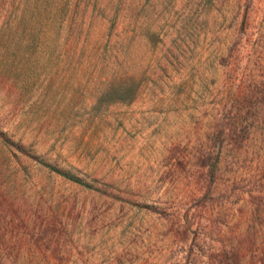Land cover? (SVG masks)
<instances>
[{
    "label": "rangeland",
    "instance_id": "1",
    "mask_svg": "<svg viewBox=\"0 0 264 264\" xmlns=\"http://www.w3.org/2000/svg\"><path fill=\"white\" fill-rule=\"evenodd\" d=\"M0 264H264V0H0Z\"/></svg>",
    "mask_w": 264,
    "mask_h": 264
},
{
    "label": "trees",
    "instance_id": "2",
    "mask_svg": "<svg viewBox=\"0 0 264 264\" xmlns=\"http://www.w3.org/2000/svg\"><path fill=\"white\" fill-rule=\"evenodd\" d=\"M71 180H73V181H76V182H79V183H83V182H81L79 179H77V178H73V177H71V176H68Z\"/></svg>",
    "mask_w": 264,
    "mask_h": 264
}]
</instances>
